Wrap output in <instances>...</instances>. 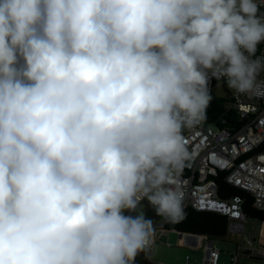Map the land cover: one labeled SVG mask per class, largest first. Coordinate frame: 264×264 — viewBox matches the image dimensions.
<instances>
[{
	"label": "clouds",
	"instance_id": "clouds-1",
	"mask_svg": "<svg viewBox=\"0 0 264 264\" xmlns=\"http://www.w3.org/2000/svg\"><path fill=\"white\" fill-rule=\"evenodd\" d=\"M264 0H0V264H135L183 214L213 78L264 97ZM136 213L124 215V212Z\"/></svg>",
	"mask_w": 264,
	"mask_h": 264
},
{
	"label": "built area",
	"instance_id": "built-area-1",
	"mask_svg": "<svg viewBox=\"0 0 264 264\" xmlns=\"http://www.w3.org/2000/svg\"><path fill=\"white\" fill-rule=\"evenodd\" d=\"M262 53L264 41L258 45L256 55ZM218 89L222 95L217 93ZM209 94L211 100L205 118L182 130L189 154L185 173L181 171L176 176L184 192L183 212L191 208L220 214L227 219L225 240L236 244L230 264H239L243 257L264 261V220L250 218L246 213L248 201L252 202L254 210L264 212V97L238 95L224 79L215 78L209 84ZM216 94L232 102L242 123L239 130L223 127L225 121L214 123L209 119ZM229 188L240 194L231 197ZM141 206L146 218L150 216L155 226L154 242L144 253L145 260L141 264H155L151 260L153 249L170 231L173 221L157 216L146 200L141 202ZM135 214L124 212V215ZM249 222L256 224L252 230H248ZM178 234L181 246L204 252V264H219L221 250L217 246L218 239L209 235ZM186 264H189V258Z\"/></svg>",
	"mask_w": 264,
	"mask_h": 264
},
{
	"label": "trees",
	"instance_id": "trees-1",
	"mask_svg": "<svg viewBox=\"0 0 264 264\" xmlns=\"http://www.w3.org/2000/svg\"><path fill=\"white\" fill-rule=\"evenodd\" d=\"M232 102L228 99L214 95L209 113V119L214 123L225 121L223 127L239 130L242 126L238 118V112L234 109ZM185 173V169L182 170ZM230 196L240 194L234 188H229ZM220 195L223 197L222 193ZM246 213L250 218L264 220V212L254 210L252 202L246 203ZM227 219L220 214L199 212L194 209H186L182 216L174 220L169 230H176L182 233L209 235L218 240H225L227 236Z\"/></svg>",
	"mask_w": 264,
	"mask_h": 264
},
{
	"label": "rangeland",
	"instance_id": "rangeland-1",
	"mask_svg": "<svg viewBox=\"0 0 264 264\" xmlns=\"http://www.w3.org/2000/svg\"><path fill=\"white\" fill-rule=\"evenodd\" d=\"M217 93L219 95L223 94L220 89H218ZM230 106L232 105H229V107ZM252 226H256V224L249 222L248 230H252ZM217 246L221 250L219 264H230L231 254L236 249L235 242L230 240H218ZM137 257H139V255ZM187 258H189V264H204V252L202 250L180 247L179 234L168 231L162 242L155 245L151 260L155 264H185ZM135 264H138V260L135 261ZM239 264H264V261L261 259L243 257L240 259Z\"/></svg>",
	"mask_w": 264,
	"mask_h": 264
},
{
	"label": "crops",
	"instance_id": "crops-1",
	"mask_svg": "<svg viewBox=\"0 0 264 264\" xmlns=\"http://www.w3.org/2000/svg\"><path fill=\"white\" fill-rule=\"evenodd\" d=\"M150 216H147V218H149ZM171 231V230H170ZM165 237H166V235H165ZM163 240V239H162ZM179 246L180 247H183V246H181L180 244H179ZM189 248H192V247H189ZM143 255V256H142ZM142 256V257H141ZM136 260H138V264H141L142 262H144V260H145V257H144V253H140L139 254V257H137V259ZM185 264H186V262H185Z\"/></svg>",
	"mask_w": 264,
	"mask_h": 264
},
{
	"label": "water",
	"instance_id": "water-1",
	"mask_svg": "<svg viewBox=\"0 0 264 264\" xmlns=\"http://www.w3.org/2000/svg\"><path fill=\"white\" fill-rule=\"evenodd\" d=\"M173 232L179 233V232H178V231H176V230H173Z\"/></svg>",
	"mask_w": 264,
	"mask_h": 264
}]
</instances>
